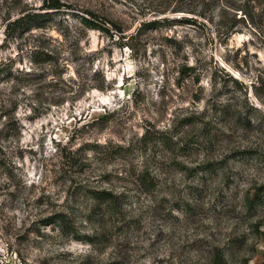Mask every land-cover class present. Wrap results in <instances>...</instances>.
Masks as SVG:
<instances>
[{
    "label": "rangeland",
    "instance_id": "rangeland-1",
    "mask_svg": "<svg viewBox=\"0 0 264 264\" xmlns=\"http://www.w3.org/2000/svg\"><path fill=\"white\" fill-rule=\"evenodd\" d=\"M48 1L0 0V264H264V0H57L4 39Z\"/></svg>",
    "mask_w": 264,
    "mask_h": 264
},
{
    "label": "trees",
    "instance_id": "trees-1",
    "mask_svg": "<svg viewBox=\"0 0 264 264\" xmlns=\"http://www.w3.org/2000/svg\"><path fill=\"white\" fill-rule=\"evenodd\" d=\"M63 7L62 4H60L57 0H49L48 3L43 4V6L40 7V10H43L45 12H38V13H26L25 15L15 19L14 21L8 22L5 26L4 30V39H13L14 37L18 36V33H25L29 32L33 28H41L46 23L53 21L55 16H58L60 13L61 8ZM66 13H72L71 15L78 19L79 23L83 25L87 30H103L102 26H100L97 22L94 20L87 18L83 15H80L76 12H66ZM244 15L246 14L245 11H243ZM88 15H91V13H88ZM163 22L159 21H151L148 23L142 24V28L147 30H155L159 25ZM36 61L40 60L43 62L48 63L49 60L42 58L40 55H37L35 57ZM35 61V60H34ZM3 73L4 78H8L11 76V73L6 68H0V74ZM10 73V74H9ZM0 78V79H4ZM93 197L102 203L112 204L113 196L109 192H96L94 193ZM252 203V201H250ZM47 224H57L59 227L67 228L68 223L66 216L64 214H55L51 218L47 219ZM215 264H221L222 261L220 260V256L215 258Z\"/></svg>",
    "mask_w": 264,
    "mask_h": 264
}]
</instances>
